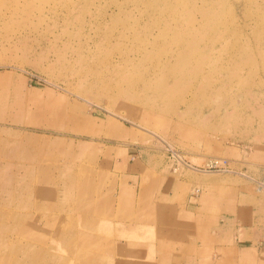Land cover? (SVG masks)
Segmentation results:
<instances>
[{"label":"rangeland","instance_id":"obj_1","mask_svg":"<svg viewBox=\"0 0 264 264\" xmlns=\"http://www.w3.org/2000/svg\"><path fill=\"white\" fill-rule=\"evenodd\" d=\"M0 264H264V0H0Z\"/></svg>","mask_w":264,"mask_h":264},{"label":"bare ground","instance_id":"obj_2","mask_svg":"<svg viewBox=\"0 0 264 264\" xmlns=\"http://www.w3.org/2000/svg\"><path fill=\"white\" fill-rule=\"evenodd\" d=\"M32 143V142H31ZM92 236V235H91ZM88 238H91V237H88ZM139 241V240H138Z\"/></svg>","mask_w":264,"mask_h":264}]
</instances>
